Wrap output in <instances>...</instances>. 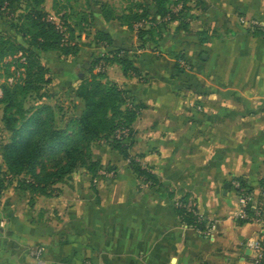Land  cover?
Masks as SVG:
<instances>
[{
  "label": "crops",
  "instance_id": "1",
  "mask_svg": "<svg viewBox=\"0 0 264 264\" xmlns=\"http://www.w3.org/2000/svg\"><path fill=\"white\" fill-rule=\"evenodd\" d=\"M127 1L129 6L46 0L50 20L74 28L80 51L42 58L79 63L82 77H64L76 89L94 58L125 52L138 75L112 63L107 79L139 106L137 151L158 182L144 185L126 167L107 181L102 175L91 180L83 170L46 193L13 181L0 196V264L252 262L249 242L262 228L236 219L234 183L244 180L258 201L264 182V38L251 25L264 28V0H198L187 31L172 21L144 48L137 32L118 19L128 12ZM102 5L112 17H105ZM183 202L193 204L190 209L206 223L203 231L183 222Z\"/></svg>",
  "mask_w": 264,
  "mask_h": 264
},
{
  "label": "trees",
  "instance_id": "2",
  "mask_svg": "<svg viewBox=\"0 0 264 264\" xmlns=\"http://www.w3.org/2000/svg\"><path fill=\"white\" fill-rule=\"evenodd\" d=\"M45 2L0 0V16L10 20L11 30L23 37V42H19L0 35L1 69L7 77L15 78L13 83L2 86L0 96L3 122L10 134L9 142L1 147L0 196L16 180L18 186L46 193L80 169L86 170L95 180L99 176V164L93 159L92 146L101 141L111 143L115 150L128 157L133 172L145 183L156 184L158 181L151 169L132 161L129 157L130 145L125 144V140L134 136L139 106L129 91L109 81L106 75V69L112 63H118L125 74L132 72L138 75V69L126 58L124 51L94 58L89 77L81 81L71 99L73 110L78 109V101L82 104L80 114L68 116L59 103L53 106L42 102L43 99H50L43 91L52 83L51 69L43 64L42 54L59 52L69 57L76 56L80 51L75 42L74 28L64 23L67 30L61 33L49 19ZM196 3L198 0H151L150 4L147 0H132L128 12L118 16V19L133 30L136 24H144L143 28L135 30L139 47L144 48L148 39L157 42L156 38H161L163 30L172 21H179L180 29L187 31L191 11L189 5ZM180 4L182 9L173 12L174 7ZM102 9L107 18L113 14L106 5H102ZM98 34L103 37L102 33ZM253 34L264 38V31L260 28H254ZM125 131L127 134L123 133ZM47 157L52 159L50 168L44 163ZM238 182L240 195L252 194L244 180ZM263 188L264 182L261 185ZM258 203L264 221V196L261 193ZM178 212L187 226L204 230L206 223L194 210L187 208L186 202L179 206ZM247 212L249 216L253 215L251 206ZM239 222L250 223L248 220ZM260 264H264V243Z\"/></svg>",
  "mask_w": 264,
  "mask_h": 264
},
{
  "label": "rangeland",
  "instance_id": "3",
  "mask_svg": "<svg viewBox=\"0 0 264 264\" xmlns=\"http://www.w3.org/2000/svg\"><path fill=\"white\" fill-rule=\"evenodd\" d=\"M111 1L112 2L114 1V3L115 1H117L116 2L117 4H120V5L123 4V6L124 5L129 6L127 0H122V1L121 0H111ZM147 1L149 4L151 3V0H147ZM82 5L84 6L83 3ZM189 6H190V9H193V6H195V4H191ZM177 12L179 11H176V13ZM18 14H21V12H18ZM10 22H11L10 20L6 18H2L0 16V35L12 37V38L17 39L19 42H23V37L17 34L16 31L11 30ZM59 25L63 26L67 30V27L65 26L63 22L59 21ZM254 28H261V27L259 25L252 24L251 25L252 31ZM262 31H264V28H262ZM74 36H77V35H74ZM42 61L43 63L46 64V66H48V64H53L52 65L53 68H51L52 83L49 86H47L46 90L43 91V92H46L47 95L50 96V99H43L42 102L51 104L53 106L59 103L60 105L64 107L66 113H68V116H72L75 113L80 114L82 111V104L78 103L77 110H73L70 104L71 99L74 97V92L76 89L75 88L70 89L69 85L65 84V79H64L65 76H72L74 78H78L84 75V72H79V69H78L79 63H76V62L68 63V60H62L63 62H61V60H57L56 58H51L50 61H47L45 58H42ZM85 61H86L87 66L89 65L88 62H91L90 60L89 61L85 60ZM181 66L186 69V67H188L189 64L187 62L186 63L184 62L181 64ZM12 70H14V67H12ZM6 75L7 74L1 69V65H0V96L2 95V86L7 83H13L15 79L14 77H11V76L7 77ZM28 106L30 105H27V107ZM134 134H135V130H134ZM9 137H10V134L5 129V124L3 122V106L0 105V166L3 164L1 147L3 144H6L9 142ZM136 143L137 142L135 140V136H133V138L125 140V144L130 145L129 157L131 158L132 161H135L141 164L144 168H147L145 167V165L142 164L144 155H142L141 153L137 151ZM92 156H93V159L99 164V171H98L99 176L97 178H100V176L102 175L104 181H107L108 179H113V177L117 175V170L119 168L126 167L132 171V173L137 177V179L141 181L142 184L144 185L148 184L147 182L145 183L142 179H140L133 172L132 167H131V161L128 159V157L124 156L121 152L115 150L114 146L111 143L101 141V142H97L93 144ZM51 160H52L51 157H47L44 159V163L47 168H50V166L52 165ZM82 171L83 169H80V170H77L75 173H79ZM113 172H115L114 175L112 174ZM87 176L91 180H94L88 172H87ZM238 195H240L239 192H238ZM190 206L193 207V204L187 203V208H189V210H190Z\"/></svg>",
  "mask_w": 264,
  "mask_h": 264
},
{
  "label": "built area",
  "instance_id": "4",
  "mask_svg": "<svg viewBox=\"0 0 264 264\" xmlns=\"http://www.w3.org/2000/svg\"><path fill=\"white\" fill-rule=\"evenodd\" d=\"M181 9H182V5L180 4L177 6L176 11H180ZM143 26H144L143 23L136 24L135 30L137 31L143 28ZM58 28L61 31V33H66V28H64L63 26L59 25ZM123 133L127 134V131ZM234 186L238 191L240 188V183L235 182ZM260 193L261 195L264 196V188L261 189ZM239 204H240V208L237 213L236 219L248 220L250 223H256L260 225L262 228V232L260 233L258 238L253 239L249 242V248L253 253V259L251 264H260L263 256V243H264V221L262 220V214H263L262 209L260 208L258 201L252 195H239ZM249 206H251V208L253 209L252 216H249L247 212Z\"/></svg>",
  "mask_w": 264,
  "mask_h": 264
},
{
  "label": "water",
  "instance_id": "5",
  "mask_svg": "<svg viewBox=\"0 0 264 264\" xmlns=\"http://www.w3.org/2000/svg\"><path fill=\"white\" fill-rule=\"evenodd\" d=\"M229 187H230V186H229V184H227V185H226V189L228 190V189H229Z\"/></svg>",
  "mask_w": 264,
  "mask_h": 264
}]
</instances>
